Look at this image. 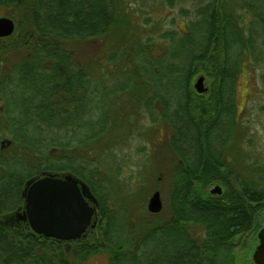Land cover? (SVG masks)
<instances>
[{"label":"trees","instance_id":"16d2710c","mask_svg":"<svg viewBox=\"0 0 264 264\" xmlns=\"http://www.w3.org/2000/svg\"><path fill=\"white\" fill-rule=\"evenodd\" d=\"M153 1L161 12L183 0ZM135 2L0 0V7L12 8L11 17L17 21L14 72L34 92L26 103L32 106L36 128L67 133L56 140L5 129L12 134V143L0 144V175L9 178L7 191L0 187V264H88L102 254L107 255V264H241L236 247L244 235L257 229L255 219L264 211V162L255 160L250 173L243 175L230 154L248 149L262 156L252 149L261 141L264 144V133L259 138L244 125L236 87L248 61L264 69V0H198L193 9L181 8L179 14L190 18L182 29L175 19L170 21L172 28L157 25L155 29L156 4L127 13ZM138 13H145L143 19ZM109 36L112 49L99 57L106 71L96 76L79 59V45ZM10 51L5 47L0 51V74ZM199 72L210 87L204 95H198L193 85ZM169 74L175 75L174 87L168 85ZM109 75L110 81L103 78ZM259 79L264 94V73ZM6 81L0 78L2 113L9 112L4 95L14 94L13 87L4 90ZM171 94L177 100L173 109ZM122 95L131 98L132 106H142L151 123L167 120V141L178 161L166 170L171 177L169 215L147 210L139 224L130 216L127 225L123 222L115 229L113 222L120 214L113 204L116 192L108 187L119 181L123 168L116 156L114 169L103 165L106 158L89 157L93 145L108 149L104 140ZM103 100L105 105L94 109V103ZM262 101L259 111L264 115ZM112 103L118 105L116 109L110 108ZM23 125L17 122L14 127L20 130ZM26 162L33 163L34 171L22 176L16 166ZM45 171L71 173L90 185L99 200V221L87 237L67 242L47 238L25 224H4V216L24 204L27 181ZM216 184L222 185L221 194L208 190ZM5 194L16 197L9 206L3 202L12 199ZM159 239L164 242L160 251L149 248L150 240ZM146 253L150 254L144 257Z\"/></svg>","mask_w":264,"mask_h":264},{"label":"rangeland","instance_id":"374dc122","mask_svg":"<svg viewBox=\"0 0 264 264\" xmlns=\"http://www.w3.org/2000/svg\"><path fill=\"white\" fill-rule=\"evenodd\" d=\"M196 3H198V0H194V2L183 0L182 2H179L174 9L167 7L164 11L160 12L158 2H154L153 0H136L134 4H130V8H127V13H130L134 9L141 10L143 12L145 10L144 6L156 4L157 10H155L154 14H152L155 29L157 28V25H160L162 28H172L170 23L172 19L176 20V27L182 29L187 27L188 20L190 18L179 14L181 8L188 7L193 9ZM10 12L11 9L0 7V17L9 16ZM144 14L145 13L137 15L138 17L140 16L139 20L143 19ZM147 16L148 15L145 17ZM133 24L135 25L136 23L133 22ZM132 28H135V26H132ZM131 31L133 32V29H131ZM113 43L112 36L103 37L95 42H82L79 45V59L92 68V70L97 73V76L101 72L106 71L107 66L106 63L102 64L99 61V57H103L104 54L110 52ZM261 73H264V69L262 70L257 68L253 63L248 61L240 70L236 87L237 110L240 117L243 120L244 125L252 128L254 132L258 134L257 137L259 138L263 136L264 133V115L260 114L259 111V107L262 104L260 102L262 100L264 101V94L260 93L262 85L259 75H261ZM202 75L205 76L202 72L197 74L193 81V85H195L194 83H196L197 79ZM173 77H175V75L169 74V87H174L175 81ZM103 78H107V81H110L111 75L103 76ZM117 82V80L112 81V86H114ZM15 83L16 86L14 88V94L11 95L8 91V93L4 95L7 100V108L9 109V112L4 111V113L0 114V125L1 127L2 125L4 126L3 129L0 127V135L2 139L3 137L8 139L12 137V134L5 130L9 128H11L15 135L20 134V136L24 137L34 135V137H54L56 140L66 138V131L60 135V133L51 130V128L46 129L45 132L36 128L37 125L33 116L32 106L26 103V99L34 92L29 90V87L23 82V80L20 79V77H18V74L17 79H15ZM10 85L11 82L8 81L4 90H6L7 86ZM173 102L175 104L177 103L175 96ZM119 103L120 106L117 109L116 106L118 105H115V103H112L110 107L112 109H116L115 112L117 113V117L111 127L110 135L107 136L106 140H104L107 143L108 149H103V145V147L98 146L99 149L93 145V152H91L92 156L89 157L90 159H93L92 157H99L101 159L106 158L101 161L103 165L106 166L107 169H114L116 165V163H114V156H116L118 162L117 165H121L123 168L119 181L108 187L109 191L111 189V191L113 190L116 192L113 194V204L115 205V208L117 207L120 214L116 219L117 221L113 222L115 229L117 226H120V224L122 225L123 222L127 225L131 217L133 218L135 225L139 224L138 221H142V219L147 216V205L149 199L157 189L160 190L164 203L162 215L163 217L169 215L171 177L168 175L169 173H167L166 170L171 167L173 168L174 164L178 161L175 153L169 146L167 141L169 139L168 136L165 133H160L161 128L148 120L149 115L147 114L146 117L142 107L132 106V100L128 96L120 98ZM101 104L105 105V101L103 100L98 104L94 103V109L100 107ZM0 105H3L2 102ZM17 122L24 124L22 126L23 129L18 130L14 127V124ZM165 126L162 128L169 132V128ZM72 135L73 134L69 135L68 138L72 137ZM254 143L259 144L257 141ZM252 150L256 153H262V156L260 155L258 158V154L256 155L255 153H251L249 150V155H246L244 151L243 154H241L240 152H242V149H238L234 153L230 154L231 158L236 161L235 163L243 169L241 170L243 175L250 173L249 167L251 165L253 166L255 160L258 161L259 159L260 163L264 162V144H262V141L257 148L253 145ZM93 161L96 162L98 159ZM189 162H192V160L190 159ZM110 164L112 166H110ZM94 166H96L95 163ZM16 168L22 176H26V174L34 171L33 163L28 162L23 165H17ZM113 169H110L109 171L111 176H113ZM254 171H256V167H254ZM36 174L39 175V173H35V175ZM132 175L134 178H131ZM7 183H9L8 176L0 175V187L4 186L6 189L3 190L5 191L8 189V187L5 186ZM216 185H212L208 188V190L210 191ZM218 185L222 187L221 184ZM5 197H9L7 200L12 199V201L3 202L7 206L13 203L16 198L15 196H8V194H5ZM123 216L126 218L124 217L123 219ZM257 225H259L260 228ZM255 226L257 229L254 232L251 231L250 233L244 235L241 238L242 244L236 247L235 251H239L242 254L240 258L242 261L241 264H252L253 262V252L259 243V239H257L258 233L264 226V211L255 219ZM162 241V239H159L157 243H155L154 240H150V247H147L152 248L156 246L158 251H160L164 245V242ZM149 254L150 253H146L144 257H147ZM107 261V255L102 254L92 257L88 264H107Z\"/></svg>","mask_w":264,"mask_h":264},{"label":"water","instance_id":"95a60500","mask_svg":"<svg viewBox=\"0 0 264 264\" xmlns=\"http://www.w3.org/2000/svg\"><path fill=\"white\" fill-rule=\"evenodd\" d=\"M16 29L15 21L0 17V37L10 36ZM204 76L197 79L195 89L199 93L208 91ZM216 185L212 194H221ZM25 201L23 218L34 232L47 238L74 241L86 236L89 227L94 229L99 221V200L90 185L71 173L42 172L30 178L22 195ZM151 213L163 211L164 203L159 189L147 205ZM259 243L253 252V262L264 264V226L258 233Z\"/></svg>","mask_w":264,"mask_h":264},{"label":"flooded vegetation","instance_id":"af4514ba","mask_svg":"<svg viewBox=\"0 0 264 264\" xmlns=\"http://www.w3.org/2000/svg\"><path fill=\"white\" fill-rule=\"evenodd\" d=\"M9 9H11V11H12V8H9ZM8 17L12 18L15 21L16 29H15L14 33L11 34L10 36L0 37V51L2 50L3 47L8 48V49L11 50L9 56L6 57V59H8L9 62H5L4 63V66H3L4 74H0V78L2 77L4 79H7V81H6V83L4 85L8 84V81H10L11 82L10 87H13V89H14L15 86H16L15 78L17 76L16 73L14 72V69H16V66H17V51L15 49V45L17 43V40L15 39V37L17 35V21L13 17H11V13H10V15ZM90 75L94 77L95 73H91ZM204 78H205L204 79V85L208 88V91L204 92V93H199L195 89V91H196V93L198 95H204V94H207L209 92V89H210L209 83L206 81V77L205 76H204ZM194 88H195V85H194ZM124 96L126 97L127 95H122L121 98L124 97ZM169 97H170V101H171V103L169 104V108L173 109L174 105H176L173 102L174 101L173 94L169 95ZM161 106L162 105H156L155 108H158L157 110H160ZM140 107H142V106H140ZM3 109H4V105H0V114L2 113ZM159 113H161V112H159ZM155 125L162 129V130L160 129V133H165L168 137L170 136V131L168 132V131H165L163 129L164 128L163 126H165V125H166L165 127H170L169 126L170 124L167 123V120L165 122H161V123H158V124H155ZM11 143H12V140L8 139V138H3V139L0 140V144H1L2 147H6L8 144L10 145ZM24 207H25V202H24L23 205L18 207V209L16 211H12L8 215H5L4 218H3L4 219V224L6 226H8V227H10V226H12V227L22 226L23 224H25V225L30 227V225L28 224L27 220L23 218V213H24V209H25ZM92 231H93V229L91 227H89L85 237H87L88 234L90 232H92ZM67 242H69V241H67Z\"/></svg>","mask_w":264,"mask_h":264}]
</instances>
